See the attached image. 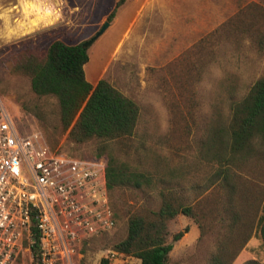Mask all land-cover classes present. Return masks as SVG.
<instances>
[{"label": "rangeland", "instance_id": "1", "mask_svg": "<svg viewBox=\"0 0 264 264\" xmlns=\"http://www.w3.org/2000/svg\"><path fill=\"white\" fill-rule=\"evenodd\" d=\"M118 1L0 0V95L23 133H40L64 155H93L97 143L76 145L68 131L61 134L57 100L31 92L18 66L32 55L43 59L55 40L87 42L105 23L87 49L85 78L92 87L106 80L139 107L134 134L105 144L120 161L149 173L153 186L115 189L108 196L113 228L78 242L66 264H99L102 258L138 264L115 246L127 239L131 218L159 211L162 196L191 208L190 217L178 214L167 223L168 243L183 234L172 243L169 264H209L218 252L228 264H264L255 234L264 156L231 164L218 143L230 105L264 75V0H125L107 22ZM44 8L51 20L41 19ZM97 162L105 167L106 157Z\"/></svg>", "mask_w": 264, "mask_h": 264}, {"label": "trees", "instance_id": "2", "mask_svg": "<svg viewBox=\"0 0 264 264\" xmlns=\"http://www.w3.org/2000/svg\"><path fill=\"white\" fill-rule=\"evenodd\" d=\"M124 1L116 3L107 22L113 20L116 10ZM82 44L66 45L55 40L49 45L43 59L32 55L22 60L18 67L23 75L29 77L31 92L37 97L51 96L57 100L60 132L65 134L68 131L69 142L76 145L97 143L98 148L89 158L67 156L90 161L105 156L104 174L108 196L115 189L151 187L153 179L149 173L131 168L106 149L105 143L134 134L139 107L104 79L95 87L91 86L84 74V65L89 59L88 48ZM254 82L244 97L230 105L231 118L227 129L219 130L218 133L222 137L218 143L229 152L227 162L231 164L242 163L254 156H264V75ZM22 109L28 112L27 107L23 106ZM223 139L226 143L222 142ZM50 149L55 150L52 147ZM224 173L223 181L231 186L228 183L229 175L226 171ZM178 214L190 217L191 208L176 205L171 198L162 196L161 208L151 213V217L131 218L127 239L115 246V251L136 258L138 264H169L172 243L180 240L183 234L173 235L172 242L168 243L167 223ZM113 217L116 218L115 213ZM257 219L255 234L264 249V202ZM36 248L35 245L32 249L33 263L37 259ZM99 264H111V261L102 258ZM209 264L228 262L218 252L209 258Z\"/></svg>", "mask_w": 264, "mask_h": 264}, {"label": "built area", "instance_id": "3", "mask_svg": "<svg viewBox=\"0 0 264 264\" xmlns=\"http://www.w3.org/2000/svg\"><path fill=\"white\" fill-rule=\"evenodd\" d=\"M104 170L23 133L0 95V264H66L78 242L113 228Z\"/></svg>", "mask_w": 264, "mask_h": 264}, {"label": "bare ground", "instance_id": "4", "mask_svg": "<svg viewBox=\"0 0 264 264\" xmlns=\"http://www.w3.org/2000/svg\"><path fill=\"white\" fill-rule=\"evenodd\" d=\"M36 5V4H35ZM46 6V5H45ZM35 8V7H34ZM40 8V7H39ZM31 9V8H30ZM38 9V8H37ZM43 9V8H42ZM34 10V9H33ZM36 10V9H35ZM39 10V9H38ZM25 11V10H24ZM38 12V11H37ZM43 12V15L41 16V19H50L51 17H52V15H53V13H52V11L50 10V8H44V11H42ZM31 13V12H30ZM58 13V12H57ZM37 14V13H36ZM57 16V15H56ZM54 19V18H53ZM51 20V19H50ZM36 22H37V20H36ZM53 22V21H52ZM35 23V22H34ZM39 23H40V21H39ZM45 23V22H44ZM29 24V23H28ZM32 24V23H31ZM38 24V23H37ZM54 24V23H53ZM35 25V24H34ZM33 25V26H34ZM22 26V25H21ZM25 26V25H24ZM38 26H40V25H38ZM37 26V27H38ZM46 26V25H45ZM44 27V26H43ZM25 28V27H24ZM29 28V27H28ZM31 28V27H30ZM17 29V28H16ZM20 29V28H19ZM35 29V28H34ZM24 34V33H23Z\"/></svg>", "mask_w": 264, "mask_h": 264}, {"label": "water", "instance_id": "5", "mask_svg": "<svg viewBox=\"0 0 264 264\" xmlns=\"http://www.w3.org/2000/svg\"><path fill=\"white\" fill-rule=\"evenodd\" d=\"M108 23H105L103 25V27L101 28V31L95 35V37L91 38L90 40H88L87 42H84L82 45L84 48H88L91 44H93L100 36L101 34L104 32V30L108 27Z\"/></svg>", "mask_w": 264, "mask_h": 264}, {"label": "crops", "instance_id": "6", "mask_svg": "<svg viewBox=\"0 0 264 264\" xmlns=\"http://www.w3.org/2000/svg\"><path fill=\"white\" fill-rule=\"evenodd\" d=\"M142 9H143V8H142ZM141 12H142V11H141ZM141 12L139 13V16H136V19L141 18V16H142ZM203 14H204V13H203ZM203 17H204V15H202V17H200V19L202 20ZM213 20H214V18H213ZM138 21H139V20H138ZM214 21H215V20H214ZM135 23H136V21H135ZM169 27H170V24H169V25H168V24H165V25H164V29H165V30L169 29Z\"/></svg>", "mask_w": 264, "mask_h": 264}]
</instances>
